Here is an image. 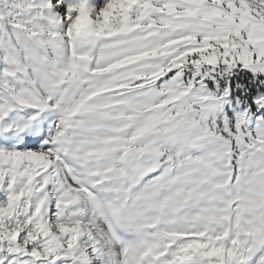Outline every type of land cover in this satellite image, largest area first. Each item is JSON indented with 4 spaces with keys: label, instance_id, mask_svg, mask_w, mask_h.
<instances>
[{
    "label": "snow or ice",
    "instance_id": "1",
    "mask_svg": "<svg viewBox=\"0 0 264 264\" xmlns=\"http://www.w3.org/2000/svg\"><path fill=\"white\" fill-rule=\"evenodd\" d=\"M0 264H264V0H0Z\"/></svg>",
    "mask_w": 264,
    "mask_h": 264
}]
</instances>
